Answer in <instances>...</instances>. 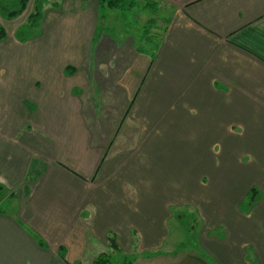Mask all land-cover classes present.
<instances>
[{"label":"crops","instance_id":"crops-1","mask_svg":"<svg viewBox=\"0 0 264 264\" xmlns=\"http://www.w3.org/2000/svg\"><path fill=\"white\" fill-rule=\"evenodd\" d=\"M153 1L155 46L101 33L98 0L0 45V264H94L111 239L134 264H264V0Z\"/></svg>","mask_w":264,"mask_h":264},{"label":"rangeland","instance_id":"rangeland-1","mask_svg":"<svg viewBox=\"0 0 264 264\" xmlns=\"http://www.w3.org/2000/svg\"><path fill=\"white\" fill-rule=\"evenodd\" d=\"M38 1L40 0H31L23 13L10 19L11 16L9 13L18 8L16 7V0H0V31L3 27L7 32L5 39L0 42V45L5 44L8 39L9 42L15 39L16 42L18 41L22 44L31 42L32 40L37 41L41 39L43 34V20L46 13L50 10H58L65 4V0H41L42 5L40 7H35ZM139 1V6L125 15L117 13L116 11H111V15L108 16L106 20L108 31L102 30L101 33L107 32L116 39L120 38L122 35L130 37L134 39L138 46L145 45V42H148L147 45L155 46L160 41L163 27L165 25L164 22L166 21V19L163 20L165 13L164 9L158 8L157 10V5L154 4L155 10H153L148 6V1ZM38 12L40 15H38ZM85 13L86 12L84 11V14ZM33 14L34 17L30 20V17ZM113 16H117L119 20H114ZM152 21L155 23L152 24ZM0 48L2 47L0 46ZM2 196L7 195H5V192H2L0 193V197ZM263 200L264 195L262 193H260L255 199V201H257L256 203H261ZM256 203L251 205L248 199V203L244 205V213L253 216L252 220L264 229V222L261 224L260 210L255 209ZM257 206L261 208L263 205ZM178 215L179 219L176 217ZM176 216L169 222L172 237L176 239V243L180 244V248L194 245L197 242V234L200 228L198 222H196L197 217L191 216L188 213H177ZM107 252L108 251L106 250L105 253ZM91 253L92 251L88 252L86 259H88ZM113 255L111 264H121L122 257L118 256L119 254L116 253Z\"/></svg>","mask_w":264,"mask_h":264},{"label":"trees","instance_id":"trees-1","mask_svg":"<svg viewBox=\"0 0 264 264\" xmlns=\"http://www.w3.org/2000/svg\"><path fill=\"white\" fill-rule=\"evenodd\" d=\"M31 0H16L17 5L16 7H18L16 10L12 11L9 13V15L11 16L10 19H13L14 17H16L17 15H20L21 13H23L29 2ZM99 4H100V21L104 22V19L107 16V12L108 11H116L121 13L122 15H125L129 12H132L134 9H136L139 6V0H98ZM148 1V6H150V8H152L153 10H155V2L153 0H146ZM155 4V5H154ZM42 5V1H38L37 4L35 5V7H40ZM38 15H40V13L38 12ZM34 17V14L30 17V20ZM155 23L154 21H152V24ZM99 30V29H98ZM101 30V29H100ZM6 29L5 28H1L0 31V42H2L5 37H6ZM2 190H0L1 193ZM253 197H251V202L250 204L253 202ZM36 238L38 239V241L40 243L41 239L36 236ZM112 252L111 253H103L101 255H99L95 260H94V264H111L112 262V257L114 256L113 254H119L118 256L122 257V263L121 264H134L133 263V257L129 256V255H124L122 254V252L118 249L117 244L115 243L114 240H112Z\"/></svg>","mask_w":264,"mask_h":264}]
</instances>
